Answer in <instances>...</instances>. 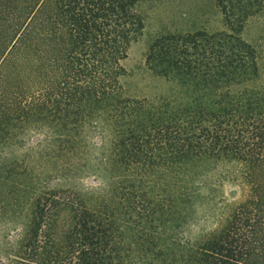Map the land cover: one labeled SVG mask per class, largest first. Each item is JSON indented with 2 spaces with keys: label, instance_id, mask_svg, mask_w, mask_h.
Masks as SVG:
<instances>
[{
  "label": "trees",
  "instance_id": "trees-1",
  "mask_svg": "<svg viewBox=\"0 0 264 264\" xmlns=\"http://www.w3.org/2000/svg\"><path fill=\"white\" fill-rule=\"evenodd\" d=\"M140 1L37 0L14 19L9 58L0 65V137L15 124L45 125L54 133L44 153L52 158L56 150L77 151L83 123L101 121L109 136L102 164L110 173L111 164L120 165L122 179L112 174L90 193L36 188L22 231L1 248L0 264H256L264 258V87L254 82L255 49L237 34L229 10L228 32L162 33L148 45L147 68L176 89L133 96L120 82L121 61L142 34ZM205 159L238 162L248 195L194 241L157 231L165 217L177 229L187 216L194 177L188 165ZM19 165L0 156V172Z\"/></svg>",
  "mask_w": 264,
  "mask_h": 264
},
{
  "label": "rangeland",
  "instance_id": "rangeland-1",
  "mask_svg": "<svg viewBox=\"0 0 264 264\" xmlns=\"http://www.w3.org/2000/svg\"><path fill=\"white\" fill-rule=\"evenodd\" d=\"M36 1L0 0V65L9 58L14 19L19 16L23 19ZM227 10L236 20L234 24L240 26L236 27L237 34L255 49L258 79L254 82L264 87V0L256 3L252 0H141L138 11L143 18L142 34L130 43L127 56L121 61L125 75L120 77V82L128 93L149 98L172 93L175 84L153 75L147 68L149 43L166 32H228L224 16ZM6 69V84L10 89L8 78L12 69ZM101 123L98 120L84 122L77 137L79 149L75 152L56 150L52 158L45 157L44 153L52 147L49 141L54 133L45 125L15 124L0 137V156L20 164L0 172V260H5L6 256L2 246L13 243L16 233L22 231L28 212L25 207L36 188L69 187L90 193L103 187L112 174H115V181L122 179L120 165L111 164L113 171L110 173V167L102 164L103 154L109 147V136ZM61 144L68 149L69 144ZM188 166L194 177L191 182L193 198L183 211L187 216L178 222L177 229H172L169 217H165L166 222L157 228V231L163 230L164 235L175 234L181 242L194 241L217 227L229 209L249 193V185L238 162L205 159L193 161ZM263 259L262 256L257 258L256 264Z\"/></svg>",
  "mask_w": 264,
  "mask_h": 264
}]
</instances>
